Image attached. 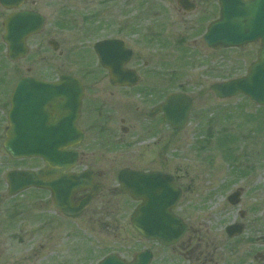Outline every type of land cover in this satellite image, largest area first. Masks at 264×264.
<instances>
[{"label": "flooded vegetation", "instance_id": "flooded-vegetation-1", "mask_svg": "<svg viewBox=\"0 0 264 264\" xmlns=\"http://www.w3.org/2000/svg\"><path fill=\"white\" fill-rule=\"evenodd\" d=\"M28 3L31 9L26 8ZM34 6V1L26 0L17 11L36 12ZM164 7L162 19L141 31L137 25L140 17L133 20L131 13H125L121 22L108 26L113 34L88 42L85 56L70 55L71 62L84 64L82 73L27 71L11 75L7 69L0 73V264H103L107 257L124 264H141L144 259L146 264H214L208 251L199 250L200 238L175 213L176 207L173 213L183 220L186 230L175 243L165 246L140 236L131 217L141 202L123 194L118 183L122 171L168 174L181 196L182 188L169 172L168 159H162V153L148 152L170 133L162 114L154 109L175 93L191 97L193 107L194 97L203 89L201 84L190 88L182 79L184 66H202L200 75L206 76V65L215 63L217 54L224 51L207 47L202 38L218 19V0H164ZM4 12L5 18L15 11ZM87 28L90 37L94 31ZM49 41L59 49L58 42ZM103 42L110 44L101 46L102 57H97L94 46ZM2 47L0 59L4 55L8 61L3 42ZM260 49L259 41L227 51L242 53L247 72ZM99 59L110 66L102 67ZM63 78L75 79L83 90L74 122L82 136L76 147H68L77 152L76 157L64 154L60 162L53 161L55 154L50 162L40 155L11 157L4 145L17 83L31 79L54 84ZM243 98L254 111L264 113L263 107ZM42 101L45 104L32 106L39 114L22 116V136L15 142L73 144L72 133L52 137L58 134V125L68 119L73 124L70 114L60 113L63 100L53 104L45 97ZM13 171L32 173L37 185L9 195L7 175ZM29 179L24 177L22 183ZM244 245L247 251L238 262L264 264V232Z\"/></svg>", "mask_w": 264, "mask_h": 264}, {"label": "rangeland", "instance_id": "rangeland-1", "mask_svg": "<svg viewBox=\"0 0 264 264\" xmlns=\"http://www.w3.org/2000/svg\"><path fill=\"white\" fill-rule=\"evenodd\" d=\"M30 1L35 2L32 9L44 16L45 27L27 41L29 54L25 59L12 63L2 54L0 73L6 69L11 75L27 71L82 73L84 64L71 62L68 57L85 56L88 42L113 34L114 29L108 26L121 22L125 13H131L133 20L140 17L136 23L141 31L162 19L166 9L164 0ZM26 8L31 9L30 3ZM5 14L0 9V43ZM87 26L94 31L90 37L86 36ZM49 40L60 44L58 51L48 47ZM2 51L4 47L0 48ZM241 56L236 51L219 52L216 62L206 65V76L200 75L202 66H184L182 79L190 88L201 84L203 90L194 97L185 128L178 132L170 130L168 139L148 150L162 153L161 158L168 159L169 172L182 188L175 213L197 234L199 250L208 251L214 264H242L238 261L247 251L244 242L255 240L258 233L264 232V113L254 111L255 107L248 106L241 96L218 100L208 91L210 84L244 74L246 62ZM238 190L239 203L230 205L227 197ZM237 223L244 228L242 234L228 238L224 228Z\"/></svg>", "mask_w": 264, "mask_h": 264}, {"label": "water", "instance_id": "water-1", "mask_svg": "<svg viewBox=\"0 0 264 264\" xmlns=\"http://www.w3.org/2000/svg\"><path fill=\"white\" fill-rule=\"evenodd\" d=\"M25 0H0V5L5 9H16ZM220 17L218 21L209 26L204 41L210 47L229 48L242 47L247 43L262 42V48L257 61L252 64L245 78L214 84L210 87L214 96L219 99L234 97L239 94L248 96L254 103L264 106V0H219ZM43 18L33 12H18L11 14L3 21V41L7 45V57L15 62L27 54L26 39L37 34L43 27ZM53 45V44H52ZM109 45L103 42L96 45L100 57L101 46ZM102 64H110L101 60ZM111 72H114L111 70ZM31 84V85H28ZM82 89L78 83L70 78L61 80L58 84L24 79L18 82L12 98L9 114L10 130L7 133L8 141L5 149L14 158L42 156L47 162L51 155H57L53 161L60 162L61 156L69 154L72 158L74 151H66L69 146H75L81 135L75 128V120L80 106ZM52 99L53 104L57 99H62L64 106L60 113L72 116L71 124L63 122L58 125V134L52 137H69L72 133L75 142L64 143H17L15 140L22 136L20 133L22 116L39 114L37 106L45 104L43 98ZM191 110V99L186 95L173 94L160 105L156 111L163 114V119L174 129H182L187 123ZM53 129V128H52ZM44 136V135H42ZM24 177H29L27 183H22ZM10 194L21 189L37 185L32 173L11 172L7 175ZM122 193L142 204L135 210L131 218L133 228L144 238L157 240L163 245L174 243L185 231L183 222L176 218L171 210L178 202L180 191L173 184L169 175L162 173H136L122 171L118 175ZM239 193H234L228 202L235 205ZM242 232L240 225H231L225 228L228 237L239 235ZM146 259L143 263L146 264ZM103 264H124L112 257L106 258Z\"/></svg>", "mask_w": 264, "mask_h": 264}]
</instances>
